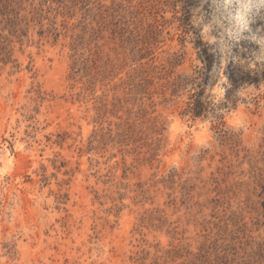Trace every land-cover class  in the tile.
Listing matches in <instances>:
<instances>
[{
	"label": "rangeland",
	"instance_id": "rangeland-1",
	"mask_svg": "<svg viewBox=\"0 0 264 264\" xmlns=\"http://www.w3.org/2000/svg\"><path fill=\"white\" fill-rule=\"evenodd\" d=\"M181 16L0 0V264H264V77L185 114Z\"/></svg>",
	"mask_w": 264,
	"mask_h": 264
},
{
	"label": "clouds",
	"instance_id": "clouds-1",
	"mask_svg": "<svg viewBox=\"0 0 264 264\" xmlns=\"http://www.w3.org/2000/svg\"><path fill=\"white\" fill-rule=\"evenodd\" d=\"M180 3L185 38L196 53L201 90L213 113L249 102L255 85L244 77H264V0Z\"/></svg>",
	"mask_w": 264,
	"mask_h": 264
},
{
	"label": "trees",
	"instance_id": "trees-1",
	"mask_svg": "<svg viewBox=\"0 0 264 264\" xmlns=\"http://www.w3.org/2000/svg\"><path fill=\"white\" fill-rule=\"evenodd\" d=\"M196 73H197L196 77L194 78L181 79L176 84V91L174 92L177 93V88L178 90L179 89L182 90V89H186L190 85L192 86V90L194 92L189 98L188 107L186 109L185 114H191L193 115V117L199 118V117L204 116L209 111V108H208V103L204 99L205 92L201 90L202 85L200 82L199 70ZM244 80H246L248 83H256L258 81L256 78L254 79L252 77H244ZM233 82H234V86H238L240 83V80H234ZM217 120H218L219 126H221L223 116L219 114L217 116Z\"/></svg>",
	"mask_w": 264,
	"mask_h": 264
}]
</instances>
